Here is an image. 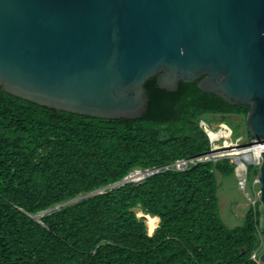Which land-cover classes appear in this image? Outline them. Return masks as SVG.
<instances>
[{
	"label": "trees",
	"instance_id": "16d2710c",
	"mask_svg": "<svg viewBox=\"0 0 264 264\" xmlns=\"http://www.w3.org/2000/svg\"><path fill=\"white\" fill-rule=\"evenodd\" d=\"M143 88L148 105L135 120L47 109L0 89V264H257L258 202L232 228L218 215L217 178H234L229 158L165 168L210 151L200 121L244 120L248 106L197 81L168 92L151 77ZM151 169L159 171L31 217ZM256 174L249 166L246 184ZM137 207L155 218L153 230L158 221L151 235Z\"/></svg>",
	"mask_w": 264,
	"mask_h": 264
},
{
	"label": "water",
	"instance_id": "95a60500",
	"mask_svg": "<svg viewBox=\"0 0 264 264\" xmlns=\"http://www.w3.org/2000/svg\"><path fill=\"white\" fill-rule=\"evenodd\" d=\"M151 77L168 92L197 81L203 93L248 106L245 129L264 144V0H0L5 93L66 113L135 120L146 112L143 85ZM260 155L257 213L264 241V150ZM158 171H131L31 217L39 221ZM257 264H264V248Z\"/></svg>",
	"mask_w": 264,
	"mask_h": 264
},
{
	"label": "rangeland",
	"instance_id": "374dc122",
	"mask_svg": "<svg viewBox=\"0 0 264 264\" xmlns=\"http://www.w3.org/2000/svg\"><path fill=\"white\" fill-rule=\"evenodd\" d=\"M209 119L211 120V124L208 125L215 129V135L213 137L215 140L212 145L216 148V150L220 151L226 147L228 148L230 145L231 146L229 148L234 145L243 147L248 144L249 137L244 129V120H242L240 116L213 115L210 116ZM229 148L228 150H231ZM229 160H231V158H229ZM217 182L219 184L217 190L218 215L226 227L232 228L238 226L241 224L243 215L249 205L252 206L258 202L259 189L256 176H254L251 182L246 184L243 189L238 185L235 178L232 177H218ZM133 212L137 218L142 219L147 234L151 235L158 227V221L156 228L152 230V232L150 231L151 223L145 218L146 214H144L139 207L133 209ZM145 221L148 223V229ZM262 246L264 247V243L261 245L260 249H263ZM252 256H255V252Z\"/></svg>",
	"mask_w": 264,
	"mask_h": 264
},
{
	"label": "built area",
	"instance_id": "2783aa9c",
	"mask_svg": "<svg viewBox=\"0 0 264 264\" xmlns=\"http://www.w3.org/2000/svg\"><path fill=\"white\" fill-rule=\"evenodd\" d=\"M206 123L203 121H200L199 126L202 128V130L205 132L209 139L210 143V151L213 156L210 157H203L201 159H196V160H180L175 162V164L165 167L166 169L170 168H175L177 170H184L186 168L187 164H193L195 162H200V161H207V160H213L216 161L219 158L222 157H227L231 158L230 162L233 164L234 169H233V174L235 180L238 182V185L242 187V189L246 186V179H247V171L249 166H258L260 163V153L263 152L264 150V144L261 142H257L254 139H250L248 144L243 146V147H238V146H233L229 149L234 150V154L231 155V153H224L225 151H228V148L222 149V150H216V148L212 145L215 138H212L206 131ZM230 134V133H229ZM230 136V135H229ZM228 136V137H229ZM227 137V138H228ZM235 158L240 159V161L236 162ZM254 257V256H252Z\"/></svg>",
	"mask_w": 264,
	"mask_h": 264
},
{
	"label": "bare ground",
	"instance_id": "6f19581e",
	"mask_svg": "<svg viewBox=\"0 0 264 264\" xmlns=\"http://www.w3.org/2000/svg\"><path fill=\"white\" fill-rule=\"evenodd\" d=\"M205 129H206L207 133L213 138L215 135V129L208 124L206 125ZM230 146H228V147H230ZM229 151H230L229 153H231V155L234 154V150H229ZM145 218L148 219L149 222L151 223L150 231H152L154 226H155V222H156L155 218L151 217L150 215H145Z\"/></svg>",
	"mask_w": 264,
	"mask_h": 264
}]
</instances>
